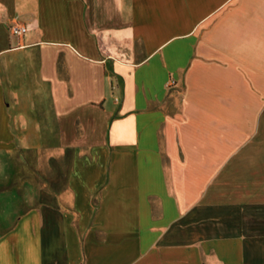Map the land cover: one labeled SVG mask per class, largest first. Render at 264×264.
<instances>
[{
    "label": "crops",
    "instance_id": "0c3cea01",
    "mask_svg": "<svg viewBox=\"0 0 264 264\" xmlns=\"http://www.w3.org/2000/svg\"><path fill=\"white\" fill-rule=\"evenodd\" d=\"M0 264H264V0H0Z\"/></svg>",
    "mask_w": 264,
    "mask_h": 264
},
{
    "label": "rangeland",
    "instance_id": "374dc122",
    "mask_svg": "<svg viewBox=\"0 0 264 264\" xmlns=\"http://www.w3.org/2000/svg\"><path fill=\"white\" fill-rule=\"evenodd\" d=\"M34 121H35L34 123H36L38 120L35 119ZM39 126L42 127V124ZM49 130L50 129L47 128L46 133L43 135L42 134L40 135L38 133L36 134L31 133V134H28L27 136L24 135L23 137H25L29 141V143H34V142L41 140L42 142H45V144H52L54 136L53 134L50 133Z\"/></svg>",
    "mask_w": 264,
    "mask_h": 264
},
{
    "label": "built area",
    "instance_id": "2783aa9c",
    "mask_svg": "<svg viewBox=\"0 0 264 264\" xmlns=\"http://www.w3.org/2000/svg\"><path fill=\"white\" fill-rule=\"evenodd\" d=\"M28 27L26 24L15 21L11 26V31L15 36L22 37L27 32Z\"/></svg>",
    "mask_w": 264,
    "mask_h": 264
}]
</instances>
